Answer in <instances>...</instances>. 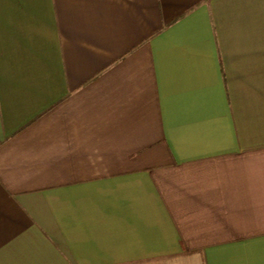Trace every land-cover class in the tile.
I'll return each mask as SVG.
<instances>
[{
	"label": "crops",
	"instance_id": "1",
	"mask_svg": "<svg viewBox=\"0 0 264 264\" xmlns=\"http://www.w3.org/2000/svg\"><path fill=\"white\" fill-rule=\"evenodd\" d=\"M0 264H264V0H0Z\"/></svg>",
	"mask_w": 264,
	"mask_h": 264
}]
</instances>
